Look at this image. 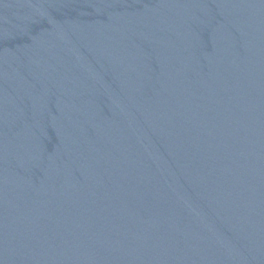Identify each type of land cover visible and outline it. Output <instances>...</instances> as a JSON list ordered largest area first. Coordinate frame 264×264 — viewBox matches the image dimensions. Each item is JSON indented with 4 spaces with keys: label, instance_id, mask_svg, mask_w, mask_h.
Instances as JSON below:
<instances>
[{
    "label": "water",
    "instance_id": "95a60500",
    "mask_svg": "<svg viewBox=\"0 0 264 264\" xmlns=\"http://www.w3.org/2000/svg\"><path fill=\"white\" fill-rule=\"evenodd\" d=\"M0 264H264V0H0Z\"/></svg>",
    "mask_w": 264,
    "mask_h": 264
}]
</instances>
